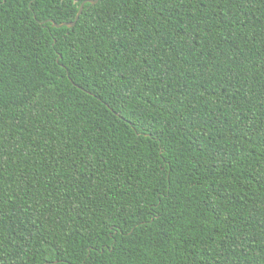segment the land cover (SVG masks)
Instances as JSON below:
<instances>
[{
    "label": "trees",
    "instance_id": "trees-1",
    "mask_svg": "<svg viewBox=\"0 0 264 264\" xmlns=\"http://www.w3.org/2000/svg\"><path fill=\"white\" fill-rule=\"evenodd\" d=\"M82 1L0 0V264H264V0Z\"/></svg>",
    "mask_w": 264,
    "mask_h": 264
},
{
    "label": "water",
    "instance_id": "water-1",
    "mask_svg": "<svg viewBox=\"0 0 264 264\" xmlns=\"http://www.w3.org/2000/svg\"><path fill=\"white\" fill-rule=\"evenodd\" d=\"M85 3H86V2H85V0H84V1H82V2L79 4L78 11H77V13H76V15H75L74 20H72V21H70V22L56 23V22H54L52 19H47L46 21H49V22L51 23V25L54 26V27H61V26H63V25L68 26V27H71V26H73V25L75 24L76 20L78 19L80 13H81L82 10H83V7H84V4H85ZM88 3H90V4L93 5V4H95L96 2H94V0H93V2H88ZM34 17H35V16H34ZM40 23H43V22L40 21Z\"/></svg>",
    "mask_w": 264,
    "mask_h": 264
},
{
    "label": "snow or ice",
    "instance_id": "snow-or-ice-1",
    "mask_svg": "<svg viewBox=\"0 0 264 264\" xmlns=\"http://www.w3.org/2000/svg\"><path fill=\"white\" fill-rule=\"evenodd\" d=\"M33 3H37L38 4V0H32ZM53 0H46V3H52ZM56 3H59V4H64V0H55ZM86 3L88 2H93V0H85ZM94 2L98 3L100 2V0H94ZM53 259H55V257H53ZM3 261V257H0V262Z\"/></svg>",
    "mask_w": 264,
    "mask_h": 264
}]
</instances>
